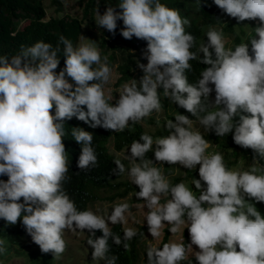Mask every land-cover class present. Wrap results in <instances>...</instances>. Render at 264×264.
I'll return each mask as SVG.
<instances>
[{
	"label": "clouds",
	"instance_id": "obj_1",
	"mask_svg": "<svg viewBox=\"0 0 264 264\" xmlns=\"http://www.w3.org/2000/svg\"><path fill=\"white\" fill-rule=\"evenodd\" d=\"M213 2L237 24L258 21L246 42L226 48L223 29L210 27L206 44L194 52L195 37L186 31L191 22L161 0H119L121 11L113 6L103 14L96 10L99 28L115 36L122 20L123 38L147 42V64L138 63L143 76L138 84H123L118 99L105 92L112 69L95 41L74 46L61 35L62 49L37 41L22 45L11 58L0 56V175L8 177L0 180V219L15 225L22 218L32 241L54 259L66 251L65 230H87L92 261L116 264L119 257L109 255V241L127 251L138 233L124 228L117 235L110 225L126 224L131 205L115 204L107 215L77 208L64 188L70 180L65 121L75 117L91 128L119 133L156 113L159 124L162 89L164 98L196 117L208 133H231L236 145L253 151L255 163L233 170L220 152L206 154L209 142L192 130L193 121L185 114L166 121L167 136L142 133L134 140L124 157L129 166L115 159L112 172L127 173L139 188L135 196L144 201V222L153 240L161 237L165 225L171 234L187 228L190 238L187 245L148 247L146 264H193L189 249L194 250L195 264H264V215L256 206L264 203V165H259L264 159V0ZM197 3L201 6V0ZM61 52L64 67L57 72ZM192 60L206 65L195 83L186 75ZM71 135L81 145L78 169L98 167L93 133L73 128ZM149 152L154 160L147 158ZM157 162L187 170L199 166V178L191 180L199 195L184 182L170 184L153 166ZM97 230L102 232L99 237ZM5 251L0 239V253Z\"/></svg>",
	"mask_w": 264,
	"mask_h": 264
},
{
	"label": "trees",
	"instance_id": "obj_2",
	"mask_svg": "<svg viewBox=\"0 0 264 264\" xmlns=\"http://www.w3.org/2000/svg\"><path fill=\"white\" fill-rule=\"evenodd\" d=\"M161 3L166 4L168 7L178 9L182 17H187L191 22L190 26H186V31L190 32L195 37V45L191 49L192 51H198L199 39L202 36V26L217 22V15L222 11L214 4L213 0H201V6L198 5L197 0H161ZM49 4L54 7V14H46L45 5L42 0H0V56H7L11 58L19 53L21 46H30L37 41H43L50 43L53 48L59 46L63 48L62 44H59V37L61 35L70 39L75 46L78 42V35L81 29V23L83 20H91L98 9L101 14L106 10L108 6H113L116 11H121L119 8V0H79L80 5V16L69 15L61 13V1L60 0H49ZM26 21L21 27L19 23ZM123 28L122 20L117 21L116 35L108 32L106 29L100 28L99 32V50L101 56L108 57V65L115 62V70L117 76L114 84L130 79L133 76L136 62L135 52L131 51L140 50L133 41L140 46L145 47L147 42L145 40L137 39L133 37L131 40L125 39L120 34V29ZM222 29L231 34V43L229 48H233L241 42L247 41V33L253 31V27L245 31L242 28L235 30L230 22L222 24ZM107 49L109 50L107 52ZM60 64L57 72L60 68L64 67L65 57L63 53H59ZM192 64V71L186 72L189 83H195L199 78L201 72L204 70L206 65L199 63L198 60L190 61ZM213 95L215 93L213 92ZM212 99V96H211ZM112 101H109L111 103ZM114 103V101H113ZM87 109L85 108V111ZM211 111V107L209 108ZM189 115L186 110L182 109V113ZM205 113H200L204 115ZM168 117L174 118L175 115H169ZM153 116L150 119L153 120ZM191 120L196 117L190 116ZM156 122V121H154ZM141 123L130 126L124 132L114 133L109 130H105L102 127L91 128L88 123L78 120L73 117L71 120L65 121L66 135L63 137V143L65 145L68 160H69V171L68 176L70 180L66 181L64 188L70 198L75 201L76 206L79 210H88L87 203L90 200L99 197L95 194V189L99 188H111L117 190L105 198L112 199L115 196L121 197L126 195L129 191H139V188L133 183L128 182L126 179H121L120 175H115L112 170L115 168L114 160L120 159L126 167L128 166L127 161L122 156L115 155L113 151L120 152L124 147L131 145L134 140L139 139L142 133H147L151 136H167L169 133L165 127H154L152 131L144 130ZM73 128H82L85 131L93 133L92 146L98 156L99 166L91 168L89 170H79L76 166L77 159L81 152V145L75 141L71 135ZM209 144L215 146L218 152L224 156L226 166L229 168L235 164L239 158H250L253 159V151L251 149H242L236 145L232 139V134H228L223 137H218L214 132L203 131L200 132ZM110 136V137H109ZM109 137L107 143L111 144L112 149H107L105 141ZM154 152L147 153V158H153ZM259 165H264V159L259 161ZM194 172H198L197 169L187 170L185 176L191 175ZM182 176L176 175L172 177L170 184L175 185L179 183ZM8 177L0 175V180H7ZM196 195H199L197 191ZM137 200H139L137 198ZM257 210L264 215V203H257ZM165 225L162 230L157 246H162L163 243L168 242L169 230ZM111 230L117 235H123L121 224L110 225ZM134 229L137 231V236L128 243L130 244L129 250H125L123 246L117 247L112 244L111 240L109 244L111 251L109 255H116L119 259L116 264H133L137 259V242L140 237L147 231V223L141 224L136 223ZM25 230L22 225V218L20 222L15 225L8 224L5 220L0 219V239L5 241V248L10 249L13 243H18L17 237L20 233ZM90 235V234H89ZM102 235L99 230L96 231V237ZM94 237V238H96ZM190 242L188 229L184 230L183 226L180 231L179 243ZM239 250V249H238ZM189 259L193 260L195 264L194 254L188 253ZM183 264H188L187 261Z\"/></svg>",
	"mask_w": 264,
	"mask_h": 264
},
{
	"label": "rangeland",
	"instance_id": "obj_3",
	"mask_svg": "<svg viewBox=\"0 0 264 264\" xmlns=\"http://www.w3.org/2000/svg\"><path fill=\"white\" fill-rule=\"evenodd\" d=\"M45 5V11L46 14H54V7L49 4V0H42ZM61 1V13L69 14V15H75L77 17L80 16V5L79 0H60ZM95 15L91 20H83L81 23V29L78 35V43H90L92 41H95L96 45L99 48V32L100 28L95 23ZM217 22L205 24L202 26L203 32L202 36L199 39V46L206 44L207 37L206 32L210 27L221 29L222 24L225 22H230L232 24V27L237 30L239 27L244 29L245 31L249 30L251 27H256L258 21H244L242 24H237V20L235 18H232L228 16L227 14L221 12L217 15ZM26 21H21L19 23V27H21L23 24H25ZM224 39L226 41V48H229V45L231 43V34L223 30ZM133 43L140 48V50H134L133 48H130L131 51L135 52V70L133 73V76L118 85L114 84L115 78L117 76V72L115 70V62H113L109 67L112 69V76L110 78V81L108 84L105 85V92L106 94H110L113 98L118 99L119 98V91L123 84L128 83L131 84L133 80H136L137 84L139 83V79L143 76V70L138 67V63L147 64V60L143 55L145 47L140 46V44H137L135 41ZM109 50L107 49V52ZM160 96H161V102L163 105L162 112L159 114V120L160 123L157 124V114L153 113V120H143L141 122L142 128L145 130L152 131L154 127H164V124L167 120L173 119L171 117H168L169 115H175V114H181L182 108H179L175 104L171 103L168 99L164 98L163 96V90L160 89ZM215 95L212 93V99L214 100ZM217 110L216 108L211 107V111ZM147 119H150L149 117ZM192 130L203 132L205 129L203 126L199 124V121L197 119L192 120ZM132 126V125H130ZM110 137V136H109ZM109 137L106 139L105 143H107L110 139ZM161 137V136H153ZM132 144V143H131ZM107 149H112L111 144H106ZM112 152L117 156L125 157L126 154H130V147L126 146L120 152H115L112 150ZM214 152H218L215 146L210 144V147L206 150V154H211ZM221 153V152H220ZM154 160V157L152 158ZM254 160L250 158H239L237 162L233 165H231L229 168L233 170H247L251 166L254 165ZM127 164L129 166V161H127ZM127 166V167H128ZM153 166H156L162 170V172L165 174L169 182H171L172 177L179 175L182 176L180 179V182H184L193 192L194 194L197 193V190L194 188L195 186L191 184L192 178L195 176L198 177V172H194L191 175L185 176L186 169L180 168L177 165H168L155 163ZM259 166V165H257ZM199 166H197L198 168ZM121 179H126L128 182H131L127 173L120 175ZM117 190H120V188L117 189H111V188H99L95 189V194H97L99 197L96 199L90 200L87 203V209L96 211L99 209V213L101 215H107L110 213L112 207L115 204L119 203H128L131 205L130 213L128 214L127 223L124 225H121L122 230L124 228H134L136 223L146 224V220L144 222V217L147 213V209L143 207L144 201L143 200H137V197L135 196V191H129L126 195L118 197L115 196L112 199L105 198L106 195L111 194L112 192H115ZM170 198V197H169ZM165 201L162 199L161 203H164ZM23 225V224H22ZM182 228V227H181ZM89 234L87 230L85 232H72L65 230L63 238L65 239L67 243L66 251L63 253L62 257L60 259H54L53 254L51 252L49 253H42L40 251V248L37 244H35L32 241L31 236L26 232L23 231L19 234V236L16 238L18 243H13L9 250L6 249L4 253H0V264H104V261L101 260L100 262H93L91 257L92 248L91 246L87 245V240L89 239ZM160 237L158 239L153 240L151 237V234L148 232V230L140 237V239L137 242V259L134 261L133 264H146V249L148 247H156V245L159 243ZM180 240V232L176 234H171L169 232L168 236V242H175L179 243ZM190 243V242H189ZM195 248V246H194ZM198 250V249H197ZM188 253L194 254L193 249H189Z\"/></svg>",
	"mask_w": 264,
	"mask_h": 264
}]
</instances>
